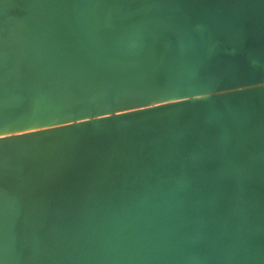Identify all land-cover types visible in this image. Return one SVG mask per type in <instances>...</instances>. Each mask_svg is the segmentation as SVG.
<instances>
[{"label":"water","instance_id":"95a60500","mask_svg":"<svg viewBox=\"0 0 264 264\" xmlns=\"http://www.w3.org/2000/svg\"><path fill=\"white\" fill-rule=\"evenodd\" d=\"M60 2L96 91L36 127L82 137L88 263L264 264V0Z\"/></svg>","mask_w":264,"mask_h":264},{"label":"bare ground","instance_id":"6f19581e","mask_svg":"<svg viewBox=\"0 0 264 264\" xmlns=\"http://www.w3.org/2000/svg\"><path fill=\"white\" fill-rule=\"evenodd\" d=\"M68 7L0 0V264H89L95 250L90 197L81 190L82 138L36 127L96 91L71 58ZM24 126H35L26 131L34 135Z\"/></svg>","mask_w":264,"mask_h":264},{"label":"rangeland","instance_id":"374dc122","mask_svg":"<svg viewBox=\"0 0 264 264\" xmlns=\"http://www.w3.org/2000/svg\"><path fill=\"white\" fill-rule=\"evenodd\" d=\"M49 14H50V13H49ZM46 16H47V15H46ZM12 24H15V23H12ZM44 28H45V29H50V28H51V24H49V23H45V24H44ZM73 134H74V133H73ZM74 135L78 137V135H76V133H75ZM79 137H81V136H79ZM81 138H82V137H81ZM4 260L8 262L9 259L5 258ZM17 264H25V262H24V261H23V262H18Z\"/></svg>","mask_w":264,"mask_h":264}]
</instances>
